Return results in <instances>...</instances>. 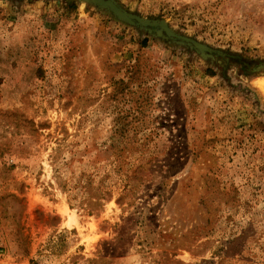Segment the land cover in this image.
<instances>
[{"label": "rangeland", "instance_id": "rangeland-1", "mask_svg": "<svg viewBox=\"0 0 264 264\" xmlns=\"http://www.w3.org/2000/svg\"><path fill=\"white\" fill-rule=\"evenodd\" d=\"M110 1L0 0V264H264V0Z\"/></svg>", "mask_w": 264, "mask_h": 264}, {"label": "water", "instance_id": "water-1", "mask_svg": "<svg viewBox=\"0 0 264 264\" xmlns=\"http://www.w3.org/2000/svg\"><path fill=\"white\" fill-rule=\"evenodd\" d=\"M85 2H92L95 3L100 8H106L116 19L128 23V24H137L141 27H153L159 29L160 31L164 32L167 38H176L172 36L170 30L163 22L152 21L146 22L142 21L141 19L132 16L130 14L125 13L119 7H117L112 1L110 0H83ZM183 41L189 42L187 39L181 38Z\"/></svg>", "mask_w": 264, "mask_h": 264}, {"label": "bare ground", "instance_id": "bare-ground-1", "mask_svg": "<svg viewBox=\"0 0 264 264\" xmlns=\"http://www.w3.org/2000/svg\"><path fill=\"white\" fill-rule=\"evenodd\" d=\"M256 87L261 91L262 94H264V81L256 82Z\"/></svg>", "mask_w": 264, "mask_h": 264}]
</instances>
